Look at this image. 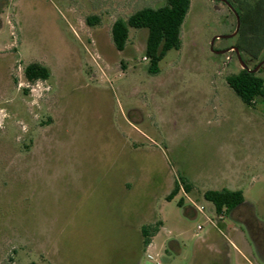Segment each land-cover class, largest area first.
I'll use <instances>...</instances> for the list:
<instances>
[{"label":"rangeland","instance_id":"374dc122","mask_svg":"<svg viewBox=\"0 0 264 264\" xmlns=\"http://www.w3.org/2000/svg\"><path fill=\"white\" fill-rule=\"evenodd\" d=\"M163 4L4 0L0 264H192L197 239L213 229L207 218L217 226L225 220L224 235L258 264L242 228L202 197L240 190L252 221L264 228V107L244 105L227 86L225 78L241 69L238 60L210 51L235 19L220 4L217 10L210 0H190L180 49L149 74L146 32L129 29L119 53L110 28ZM88 16L99 24L87 26ZM240 42L236 35L212 48ZM251 43L250 53L239 52L250 69L264 59V47L257 54ZM29 63L49 71L39 90L25 87ZM255 74L264 79V64ZM180 178L190 192L180 189L167 201ZM191 206L201 211L185 213ZM155 224L143 250L140 229ZM172 241L180 252L169 249ZM233 255L235 264H247Z\"/></svg>","mask_w":264,"mask_h":264},{"label":"trees","instance_id":"16d2710c","mask_svg":"<svg viewBox=\"0 0 264 264\" xmlns=\"http://www.w3.org/2000/svg\"><path fill=\"white\" fill-rule=\"evenodd\" d=\"M240 12L239 34L241 42L238 48L249 51L253 41L257 54L264 47V0H232ZM190 0H164L158 8L145 7L130 14L126 19H116L110 28V39L116 51L124 49L128 30H144L146 39L143 57L148 61L147 72L157 74L159 63L170 50H179L181 46V26L189 11ZM85 24L94 27L99 24L97 16H88ZM251 39V40H250ZM250 40V41H249ZM24 79L29 83L46 81L49 71L38 63H29L23 69ZM227 86L241 100L251 107L258 102L264 107V79L256 74L240 69L237 73L225 78ZM190 192V184L184 179H179L170 193L165 197L170 201L179 191ZM203 199L212 204L214 213L219 216L227 214L234 207L244 203L240 190H208L202 195ZM177 205L182 206V200ZM158 226L146 225L140 229L142 247L145 250L151 243L152 237L157 233Z\"/></svg>","mask_w":264,"mask_h":264},{"label":"flooded vegetation","instance_id":"af4514ba","mask_svg":"<svg viewBox=\"0 0 264 264\" xmlns=\"http://www.w3.org/2000/svg\"><path fill=\"white\" fill-rule=\"evenodd\" d=\"M3 2L4 0H0V8L2 7ZM210 2L213 3V5L215 6L217 10H220L217 4L224 6L227 12V16L235 19L234 29L228 35L232 34L236 27V17L233 11L229 8V6H227L226 3H228L234 11H236V5L233 4L232 0H213V1L210 0ZM0 15H1V11H0ZM239 28H238L236 35H240ZM222 36H226V35H222ZM145 39H146V36H145ZM225 39H229V38H225ZM216 40H222V39H216ZM216 40H214V42ZM232 47H236L238 52H240V49L236 45H232V46L226 47L221 50H214V49L213 50L214 51L227 50V52L224 54H227L226 61H228L232 56H234L237 59L236 52L231 49ZM124 49L121 51H117V52L122 53ZM224 54H221V55H224ZM144 59L146 60V58ZM255 59L257 58H253V57L250 58V60H255ZM241 60L244 62V64L247 66L249 70L254 69L257 66V64H259V61H261V60H257L256 64L250 69L248 67V62L244 58L243 59L241 58ZM261 67L259 68V70H257L258 72H260ZM252 74H255V73H252ZM176 184L179 185V182L176 181ZM226 215L228 219H230L231 221L235 223H238L241 226L242 228L241 232L243 233L245 238L248 240L249 245L252 247V250H253L252 255L255 260V263L264 264V228H262L259 224H255L252 221L251 216H249L247 206H245V204L242 203L234 207L233 209H231L229 212H227ZM176 246H178V244L175 241H172L169 243L168 247L170 250L177 252L175 251ZM178 252H180V250ZM232 259H233L232 256L228 255V238L224 235L221 228L210 229L208 232L202 235V237L197 239L196 245L194 247V254H193L192 262L196 261L197 264H229V261Z\"/></svg>","mask_w":264,"mask_h":264},{"label":"crops","instance_id":"0c3cea01","mask_svg":"<svg viewBox=\"0 0 264 264\" xmlns=\"http://www.w3.org/2000/svg\"><path fill=\"white\" fill-rule=\"evenodd\" d=\"M1 24H2V22H1ZM190 209H192L193 211L197 212L196 209L193 206H191V208L189 207V208L185 209V213H189ZM219 223H217L219 226L216 225L215 227L214 226H212V227L213 228H221V227L226 225V224H224L225 220H222ZM233 223L234 224H238V223H235V222H233ZM231 226H233V225L231 224ZM238 226L241 227L239 224H238ZM150 244L148 245L147 249L150 248ZM175 251H177V252L179 251V246L175 247ZM233 254L237 255L244 263L253 264L249 260L248 256L246 255V249H244V247H242V248L238 247L232 240L228 239V255L229 256L231 255L233 257L234 256ZM192 264H197V262L193 261ZM229 264H235L233 259L229 261ZM238 264H241V263L238 262Z\"/></svg>","mask_w":264,"mask_h":264},{"label":"water","instance_id":"95a60500","mask_svg":"<svg viewBox=\"0 0 264 264\" xmlns=\"http://www.w3.org/2000/svg\"><path fill=\"white\" fill-rule=\"evenodd\" d=\"M211 1H213V0H211ZM226 4H227V6H229V8H230V9L233 11V13L235 14V17H236V27H235V30H234V32H233L232 34H230V35H226V36H215V37L211 40V42H210V51H211L212 53L216 54V55L224 54V53L227 52V50H223V51H214L213 48H212L214 40H216V39L231 38V37H233V36H235V35L237 34V31H238V28H239V20H238V17H237L236 12L231 8V6H230L228 3H226ZM215 9H216V8H215ZM231 49L234 50V51L236 52L237 59H238V62H239V64H240V66H241V69L246 70V71L249 72V73H256L257 70H259V68L264 64V60H262L259 64H257V66H256L254 69L249 70V69L247 68V66L244 64V62L241 60L237 48H236V47H232Z\"/></svg>","mask_w":264,"mask_h":264},{"label":"built area","instance_id":"2783aa9c","mask_svg":"<svg viewBox=\"0 0 264 264\" xmlns=\"http://www.w3.org/2000/svg\"><path fill=\"white\" fill-rule=\"evenodd\" d=\"M39 81H37V82H35V83H29V82H27V83H25V87L27 88V89H30V91H34V90H36V89H38L39 90ZM21 86V84H18V87H20ZM196 211L197 212H199V211H201V209L200 208H196ZM220 216V215H219ZM218 219H221V217H218ZM207 221H208V223L211 225V226H216V222H217V220L216 221H213V220H211V219H208L207 218ZM198 229H201L200 227H198Z\"/></svg>","mask_w":264,"mask_h":264}]
</instances>
